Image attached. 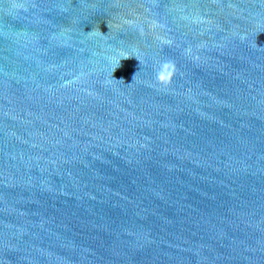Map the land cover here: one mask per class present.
I'll use <instances>...</instances> for the list:
<instances>
[{"label": "water", "instance_id": "water-1", "mask_svg": "<svg viewBox=\"0 0 264 264\" xmlns=\"http://www.w3.org/2000/svg\"><path fill=\"white\" fill-rule=\"evenodd\" d=\"M0 264H264V0H0Z\"/></svg>", "mask_w": 264, "mask_h": 264}]
</instances>
